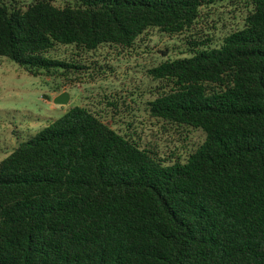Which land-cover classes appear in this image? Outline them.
Returning a JSON list of instances; mask_svg holds the SVG:
<instances>
[{
  "label": "trees",
  "instance_id": "obj_1",
  "mask_svg": "<svg viewBox=\"0 0 264 264\" xmlns=\"http://www.w3.org/2000/svg\"><path fill=\"white\" fill-rule=\"evenodd\" d=\"M30 1L0 3V60L61 88L87 68L57 47L190 33L189 57L148 71V106L205 140L166 160L85 107L47 122L0 162V264H264V0ZM219 2L251 11L212 47L191 32Z\"/></svg>",
  "mask_w": 264,
  "mask_h": 264
},
{
  "label": "rangeland",
  "instance_id": "obj_2",
  "mask_svg": "<svg viewBox=\"0 0 264 264\" xmlns=\"http://www.w3.org/2000/svg\"><path fill=\"white\" fill-rule=\"evenodd\" d=\"M30 0H0L24 5ZM63 0L56 5L62 6ZM251 7L245 3L219 2L205 6L191 35L200 42L208 39L219 47L224 38L244 28ZM197 36V37H196ZM190 33L170 37L150 30L130 50L103 45L94 52L57 47L48 56L59 60L75 58L87 68L73 86L61 88L62 81L32 77L23 68L0 60V162L51 120L75 107H85L120 134L129 135L143 148L164 159L186 160L205 140L201 131H181L152 118L149 102L159 85L148 71L162 62L189 57ZM69 102L55 105L62 93ZM115 115V116H114ZM114 116V120L112 117Z\"/></svg>",
  "mask_w": 264,
  "mask_h": 264
},
{
  "label": "water",
  "instance_id": "obj_3",
  "mask_svg": "<svg viewBox=\"0 0 264 264\" xmlns=\"http://www.w3.org/2000/svg\"><path fill=\"white\" fill-rule=\"evenodd\" d=\"M69 102V96L64 92L60 94L54 101L55 105L64 106Z\"/></svg>",
  "mask_w": 264,
  "mask_h": 264
}]
</instances>
